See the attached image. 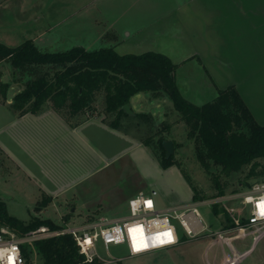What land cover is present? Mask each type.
Returning <instances> with one entry per match:
<instances>
[{
    "label": "rangeland",
    "instance_id": "1",
    "mask_svg": "<svg viewBox=\"0 0 264 264\" xmlns=\"http://www.w3.org/2000/svg\"><path fill=\"white\" fill-rule=\"evenodd\" d=\"M145 1L0 0V43L14 47L25 40H31L40 50L48 52L65 51L74 46H82L87 50L112 47L119 54H139L147 50L160 52L176 64L175 80L187 100L202 105L212 101L219 90L234 86L254 118L264 124V0H194L189 3L182 1L179 12L167 13V17L176 21V26L168 31L171 32V38H153L143 43L146 34L144 27H147L152 19L147 14L137 13L148 3ZM129 4L130 13L127 14L126 8ZM157 5L161 7L156 8L157 11L164 8V5L171 6L167 0L165 4L160 2ZM72 6L87 8H79V12L75 14L63 12ZM98 9H101V14H98ZM121 10L126 14L121 13ZM157 16L162 17L161 14ZM163 21L165 20L154 24L158 25ZM94 22L101 23L95 27L103 30L102 36L107 31H115L116 39L104 36L94 38ZM178 26L180 27L177 28ZM121 28H126L123 34L128 32L132 38L123 37L121 34L119 36ZM118 40L121 44H113ZM13 74L10 64L6 60H0V81H12ZM20 75V72H15V76ZM10 86H13V89L21 88L18 83H11ZM11 92L10 88L8 94ZM138 98L142 100H133L134 108L153 116L154 131L163 129L164 121L169 124V131L159 132L158 135L162 134L166 140L175 142L172 154L180 167H160L161 170L157 168L155 171L151 162L144 160L141 169L135 170L132 166H123L120 161L90 175L77 185L71 199L65 200L56 212L51 205L36 209L37 193H34L28 180L16 173L14 167L0 154V199L4 201L8 215L24 223H28L33 217L58 223L59 214H62L67 218L68 225H79L92 217L122 216L128 214L127 200L130 193L139 187L147 193L155 190L156 195L153 198L159 207L168 203L191 202L193 193L190 185L184 180L182 170L206 197L214 196L216 189L196 160L195 143L187 138L186 125L180 121L179 113L173 108L172 102L164 96L151 97L147 93H141ZM93 106L96 107L93 115L104 116L102 92L96 95ZM5 110L0 107L1 120L5 119ZM131 130L136 133L133 127ZM158 135L154 137L152 146ZM151 150L149 148L154 160L158 161V156L153 154L158 151L156 148L153 152ZM260 161L264 165V160ZM249 167L250 165H247L229 177L222 176V181L226 182L225 193L246 189L243 182ZM146 168L152 178L151 185L140 179L139 172L142 169L145 171ZM218 169L215 171L218 172ZM259 180L264 178L248 179L250 183ZM226 207L235 216L244 214L238 212L233 202L227 203ZM197 208L201 216L200 222L208 225L205 232L191 238L184 236V240L173 247L136 257H125V245H111L108 247L110 256L125 258L101 264L235 263L236 255L250 247L256 232L251 233L250 227L240 233L241 229H235L233 226L223 232V239H219L218 232L226 230L223 229L227 224L223 213L227 211L221 209L213 217L210 206L197 205ZM171 222L181 230L177 219H172ZM225 238L231 239L227 243ZM263 244L264 238L257 242L251 253L239 259L237 264H264ZM24 247L29 252L32 250L33 264L42 263L33 243ZM99 253L103 257L108 255L103 247L99 248Z\"/></svg>",
    "mask_w": 264,
    "mask_h": 264
},
{
    "label": "trees",
    "instance_id": "2",
    "mask_svg": "<svg viewBox=\"0 0 264 264\" xmlns=\"http://www.w3.org/2000/svg\"><path fill=\"white\" fill-rule=\"evenodd\" d=\"M0 60H6L14 72L12 81H0V102L6 101L11 83H18L21 88L13 95L9 107L19 115L38 113L49 103L54 110L72 117L89 111L93 114L96 108L93 102L102 92L103 120L108 126L127 134L133 127L134 136L143 145L150 150L156 148L158 155L151 151L158 156L161 168L180 167L173 154L165 157L162 142L166 138L158 135L159 132H168L169 124L164 121L163 129L154 131L150 113L130 115L122 109L139 93L164 96L172 102L180 121L186 125L187 138L195 143V158L216 189L215 195L225 193L226 182L222 181V176L229 177L247 165L250 167L243 182L246 188L252 184L249 178H264V165L260 161L264 160V124L254 118L238 90L228 86L219 90L212 101L196 105L187 100L177 86L176 64L160 52L119 54L112 47L87 50L82 46L48 52L40 50L31 40H25L14 47L0 43ZM15 72L21 75L17 77ZM217 168L218 172L215 171ZM181 172L190 185L192 201L206 198L192 184L189 175L184 170ZM45 205L46 202L41 201L36 209ZM212 209L215 215L221 211L217 206ZM223 214L230 221L228 215ZM40 225L59 228L49 219L36 217L24 223L8 215L5 203L0 199V227L7 226L22 234ZM233 226L230 221L224 229ZM183 240L184 236H181L180 241ZM34 245L41 264H83V257L68 234L39 240ZM31 252L23 247L26 264H33Z\"/></svg>",
    "mask_w": 264,
    "mask_h": 264
},
{
    "label": "crops",
    "instance_id": "3",
    "mask_svg": "<svg viewBox=\"0 0 264 264\" xmlns=\"http://www.w3.org/2000/svg\"><path fill=\"white\" fill-rule=\"evenodd\" d=\"M127 1L129 2V0ZM167 1L171 6L165 7L164 5V8L157 11L156 8L160 7L157 4H160V2L165 4L166 0H146L145 2L148 3L144 4L140 11L137 12L152 17L149 25L144 27L146 34L143 43L153 38L160 40L171 38V32L168 31L176 26V21L167 17V13L179 12L183 5L182 1L187 3L190 1L194 2V0ZM89 3L90 1L88 4ZM82 7L85 9L87 8V6H81L79 8ZM79 8L72 6V8L68 7L63 12L75 14L79 12ZM129 10L130 4L129 7L126 8L127 14L130 13ZM126 12L121 10V13L126 14ZM101 13V9H98V14ZM160 14L162 17L159 18L157 15ZM97 20L98 19H94V21ZM161 20L165 21L158 25L154 24ZM100 24L101 23L98 22L93 23L92 32H94V38L104 36L109 39H116L117 35H115V31H107L102 36L103 30L95 27ZM179 27L180 26L177 28ZM125 30L126 28H121V31L119 30V36L121 34L123 37L132 38L128 32L125 35L123 34ZM137 32L138 31H134V33ZM113 44L119 45L121 43L120 40H118L113 42ZM10 88L12 92L9 95ZM9 89L7 91L6 101L0 102V107L6 109L3 113L5 119H2L3 122L0 119V154L14 167L16 173L21 174L28 180L34 193H37V205L41 201H44L46 205L53 206L57 212L65 200L71 199L73 190L77 185L90 175L107 167H111L120 161L123 166H132L135 170L137 168L141 169L142 161L144 160L146 162H151L155 171L157 168L160 169L158 161L156 159L154 160L149 148L143 145L134 136V132L131 128H129L127 134L124 131L108 126L103 120V116L90 114L89 111L72 117L54 110L50 104H47L44 109L38 113L27 112L23 115H19L9 107L13 95L19 91V88L13 89V86H10ZM140 94L141 93L135 95L130 100L133 114L135 112H142L140 109L134 108L135 103L133 102V100H142V98H138ZM139 175L142 181L148 185L152 184V178L147 168L145 171L142 169ZM141 191L144 192L141 187L136 188L130 193L128 199ZM185 203L188 202L168 203L159 208L164 209L168 205ZM43 207L45 208V206ZM218 208L226 211L222 207ZM226 213L230 218L229 220L234 224V220L231 218L230 214L228 212ZM214 216L213 213V217ZM65 218L64 215L59 214L58 221H60V219L66 221L67 218ZM225 220L228 224L229 221L226 218ZM243 221L244 219L241 220V224H243ZM227 224L224 227H226ZM235 229L240 228L236 227ZM248 229L249 228L241 229L240 233ZM251 229L252 231L250 232H256V235L250 247L243 253L236 255L237 261L235 263L227 261L225 264H237L239 259L251 253V250L255 248L257 242L264 238V225H257L251 227ZM237 237L238 236H236V238ZM229 239L231 238H225L224 240L228 243ZM262 247L264 248V244Z\"/></svg>",
    "mask_w": 264,
    "mask_h": 264
},
{
    "label": "built area",
    "instance_id": "4",
    "mask_svg": "<svg viewBox=\"0 0 264 264\" xmlns=\"http://www.w3.org/2000/svg\"><path fill=\"white\" fill-rule=\"evenodd\" d=\"M154 195L156 191L138 192L127 200L128 214L108 217L90 218L79 225H68L60 219L59 228L51 229L40 225L22 234L7 226L0 227V264H26L23 247L36 241L68 234L72 237L78 253L83 257V264H101V262L121 261L125 257H136L177 245L181 232L188 238L201 234L208 229L200 222L197 205L218 206L224 208L234 220L237 228L245 229L264 225V180L253 182L242 190L214 195L185 204L168 205L161 209L157 206ZM233 202L238 212L233 215L226 207ZM258 205L260 207L258 208ZM179 221L181 230L171 222ZM244 219L243 224L241 220ZM63 226H62V224ZM224 230L217 237L223 239ZM125 245V257H113L108 254V247ZM108 254L103 257L99 248Z\"/></svg>",
    "mask_w": 264,
    "mask_h": 264
},
{
    "label": "water",
    "instance_id": "5",
    "mask_svg": "<svg viewBox=\"0 0 264 264\" xmlns=\"http://www.w3.org/2000/svg\"><path fill=\"white\" fill-rule=\"evenodd\" d=\"M122 109L124 110V112H126L127 114H130L132 115L133 114V111L131 109V105H130V102L128 103H125L123 106H122ZM162 145H163V148H164V151H165V157L168 158L170 155H172L173 151H174V145H173V142L172 140L168 139V140H165L162 142ZM66 219V218H65ZM64 219V220H65Z\"/></svg>",
    "mask_w": 264,
    "mask_h": 264
},
{
    "label": "snow or ice",
    "instance_id": "6",
    "mask_svg": "<svg viewBox=\"0 0 264 264\" xmlns=\"http://www.w3.org/2000/svg\"><path fill=\"white\" fill-rule=\"evenodd\" d=\"M260 207V205H258V208ZM262 215H264V211L261 212Z\"/></svg>",
    "mask_w": 264,
    "mask_h": 264
}]
</instances>
